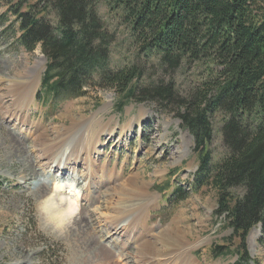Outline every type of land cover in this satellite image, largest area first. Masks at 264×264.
I'll list each match as a JSON object with an SVG mask.
<instances>
[{"label": "rangeland", "instance_id": "374dc122", "mask_svg": "<svg viewBox=\"0 0 264 264\" xmlns=\"http://www.w3.org/2000/svg\"><path fill=\"white\" fill-rule=\"evenodd\" d=\"M8 10L9 0H0V264H118L121 257L125 264H138L139 242H129L120 228L113 231L110 227V222L123 220L132 205L136 211V203L147 204L144 207L149 211L144 221L146 231L151 232L149 240L165 256L187 258L192 254L190 264H236L237 254L213 255L215 247L225 248V253L228 248L237 249L240 241L232 237L225 215L217 213V190L196 186L201 176L200 161L194 152V139L181 122L173 114L162 112L154 102L130 101L119 112V95L99 88H90L83 97L57 108L40 105L37 95L47 59L40 46L27 52L18 43L16 18ZM98 11L116 38L111 47V67L144 64L146 58H137L138 50L122 12L110 9L105 1L100 2ZM155 62L151 60L150 65ZM199 72L202 69L197 65L186 66L167 80L175 81L178 89L186 92L197 83ZM37 78L39 83L31 100L34 124L25 126L24 132L20 128L16 132L15 122L18 127L23 123L11 121L6 114L17 101L13 93L18 90L21 94L23 90L26 97ZM85 124L90 126L83 128ZM223 124L224 115L215 114L214 135L208 145L214 162L227 151L221 133ZM87 129L89 144L93 145L98 137L102 139L101 157H96L95 167L99 166L103 176L97 179L96 189L86 183L80 187L82 194L89 190L90 195L79 200L78 214L62 234H50L41 226L39 201L50 192L52 183L69 177V172L73 174L69 178L75 179L86 167L77 166L75 173L73 169L54 167L52 178L43 186L42 175L49 168L40 164L32 148L40 133L55 140ZM110 130L117 132L113 139L105 138ZM131 181L135 191H123ZM178 189L184 191L186 199L176 201L174 193ZM170 233L173 237H169ZM262 236V225H258L247 241L251 259L260 264H264Z\"/></svg>", "mask_w": 264, "mask_h": 264}, {"label": "trees", "instance_id": "16d2710c", "mask_svg": "<svg viewBox=\"0 0 264 264\" xmlns=\"http://www.w3.org/2000/svg\"><path fill=\"white\" fill-rule=\"evenodd\" d=\"M102 1L122 12L144 64L111 67L116 38L99 14ZM8 14L16 18L18 43L27 52L40 46L47 59L40 105L57 108L99 88L119 95V112L135 101L173 114L194 139L196 186L217 190V213L240 241L225 253L215 247L213 255L260 264L247 241L261 224L264 244V0H9ZM195 65L202 72L186 92L167 80ZM217 113L224 115L227 151L214 162L208 145ZM174 196L186 199L182 189Z\"/></svg>", "mask_w": 264, "mask_h": 264}, {"label": "bare ground", "instance_id": "6f19581e", "mask_svg": "<svg viewBox=\"0 0 264 264\" xmlns=\"http://www.w3.org/2000/svg\"><path fill=\"white\" fill-rule=\"evenodd\" d=\"M38 83L39 79L37 78L36 84L33 85L34 88H32L30 91H26V97H23V90H21V94L18 90L14 91L13 100L15 101L17 98V101L15 102L14 107L7 111L6 114L8 115V118L10 117L11 121L13 119L14 122L17 121L23 123L21 127H18V124L15 122V127L13 129L14 131L20 128V131L24 132L25 126H27L28 124H34V121L31 120L33 111L31 100L33 99L34 91L36 90V86ZM89 126L90 124H85L83 128H88ZM92 126L94 128V124H92ZM88 132V129L83 131L79 130L76 132V135L67 134V136H63L55 140H50V138H48L45 133L39 134L38 138L36 139V145L32 148V150L37 152L36 154H38V157L41 159L40 164L49 168L48 173H44L42 175V177H45L44 180H41L43 186H45V183L50 181V179L52 178L54 174V167L60 166L63 170L67 171L73 169L72 171L75 173L77 171V166H82L83 164L86 169L83 172L81 171V174L75 175V180L77 181L78 186L82 187L84 183H86V185H91V187L94 189L98 188L99 182L97 179L102 178L104 172H101V170L98 168L99 166L95 167V165L97 164L96 157H101L99 148H101L103 143L101 142V137H98L93 143V145L91 143L89 144L88 137L90 136V134ZM124 132L125 130L122 131L123 136ZM17 135L20 136L19 133ZM116 135V130L106 131L105 138L113 139V137H115ZM132 181L128 184L130 185V187L123 191L132 193L135 191V183H133L134 181ZM43 191L44 190H42L41 192ZM89 192V190H86L87 194H85V192L83 194L80 193L79 200H83V198L89 196ZM146 205L147 204L136 203V211L135 207L131 208L133 206L132 205L131 207H129L130 209L128 210V212H126V217L120 221L110 222V227L114 228L113 231H119L120 228V230L125 233H123L124 237H126L129 242H139L138 246L140 249L139 255L141 256V260L138 264H190L188 262L192 261V254L188 255L187 258H183L181 257V255H177L174 258L172 254L165 256V254L161 253V249L158 251L151 244L149 240L151 232L146 231L147 227L144 221L146 220V213H148L149 211V208L147 209L144 207ZM119 214L124 213L119 212ZM165 237L167 236H163V238ZM169 237H173V234L170 233ZM118 264H125L122 257L119 259Z\"/></svg>", "mask_w": 264, "mask_h": 264}, {"label": "clouds", "instance_id": "9594fccd", "mask_svg": "<svg viewBox=\"0 0 264 264\" xmlns=\"http://www.w3.org/2000/svg\"><path fill=\"white\" fill-rule=\"evenodd\" d=\"M72 175L69 172V177ZM69 177L52 183L50 192L37 205L41 226L53 235L62 234L80 210L81 188Z\"/></svg>", "mask_w": 264, "mask_h": 264}]
</instances>
